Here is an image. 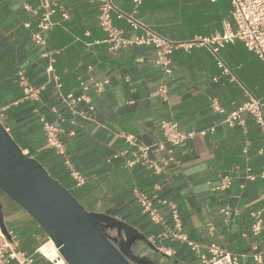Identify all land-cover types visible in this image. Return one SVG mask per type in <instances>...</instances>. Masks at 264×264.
Wrapping results in <instances>:
<instances>
[{"label":"crops","instance_id":"crops-1","mask_svg":"<svg viewBox=\"0 0 264 264\" xmlns=\"http://www.w3.org/2000/svg\"><path fill=\"white\" fill-rule=\"evenodd\" d=\"M44 0H0V109L2 122L31 157L39 159L51 175L68 179L80 192L93 212L105 213L132 226L147 243L163 255L166 264H202L185 244L158 239L160 227L142 214L133 197L135 188L158 200L175 204L183 232L198 243L203 252L216 243L232 254L249 255L257 247L263 253L264 229L258 237L251 232V213L264 209V180L246 179L264 172L262 136L253 120L245 115L246 126L222 124L223 116L210 109L213 98L227 111L243 104L248 93L264 102V62L248 51L240 41L226 45L220 57L232 76L223 75L212 53L198 47L172 54L173 73L166 76L155 64V49L135 46L110 51L106 34L97 24V0H54L68 13L63 20L53 16L55 25L46 34L47 50L54 52L55 72L64 94L78 93L80 80L108 81L101 93L90 92L94 107H80L79 125L62 124L61 139L67 157L87 178L81 188H74L64 168V158L46 150V138L38 117L43 115L57 124L51 109L65 117L69 113L58 99L54 84L47 86L36 106L21 102L17 72L25 69L32 84L47 82L48 59L31 42L38 15L33 12ZM52 1V0H50ZM115 0L121 11L133 14L163 37L188 42L196 37H212L227 26L235 29L228 0ZM28 7L29 9H26ZM115 24L132 38L126 21ZM168 92L163 98L162 85ZM34 107L38 112H34ZM161 121H174L184 131H199L216 126L213 135H197L186 146L176 149L177 163L155 175L143 166L128 168L123 159L112 160L116 152L136 151V146L154 147L162 141ZM74 130L75 135H70ZM134 138V144L124 137ZM159 156L156 148L150 158ZM230 175L233 185L225 191L215 188ZM229 208V214L224 210ZM166 217L169 211L164 210ZM26 225L15 231L19 250L33 256L34 264H51L37 249L45 244L41 231L26 217ZM213 227L211 233L209 228ZM143 249V248H142ZM144 250V249H143ZM146 251H150L146 249ZM241 264H258L249 256Z\"/></svg>","mask_w":264,"mask_h":264},{"label":"built area","instance_id":"built-area-1","mask_svg":"<svg viewBox=\"0 0 264 264\" xmlns=\"http://www.w3.org/2000/svg\"><path fill=\"white\" fill-rule=\"evenodd\" d=\"M98 1V17L97 24L99 28L106 34L105 43L109 50L116 52L122 49L135 46H149L155 49V64L161 68L166 76L173 73L172 54L177 50L190 51L194 48L204 47L208 49L217 61V65L223 75L232 76L230 69L226 66L220 57V50L226 45L240 41L246 49L264 62V0H228L231 6V15L235 25V29L227 26L226 30L212 37H196L188 42H176L160 35L157 31L146 25L135 17V13L128 14L115 4V0H97ZM140 5V0H135ZM29 9L28 7H25ZM33 12L38 15L35 30L31 35V42L35 47L41 50V56L48 59L46 67L47 82L37 86L31 83L25 69H19L17 72V84L21 88L22 98L15 105L21 102L32 103L38 105L42 101V95L47 86L54 84V89L58 93V99L63 104L70 117H65L56 108H52V113L57 117V124L50 122L45 116L38 117L39 123L42 125L45 133L46 144L45 149L53 151L56 156L64 158V168L68 176L73 182L74 188L83 187L86 182V176L78 170L71 160L67 157L66 146L61 137L65 133L62 124H69L72 128H76L79 122L76 116H83L80 111L82 105H86L90 111L94 110L90 92L101 93L104 91L108 81H95L93 79L80 80L77 84L78 93L70 92L64 94L62 92V82L59 75L55 72L54 64L56 62L54 52L47 50L46 34L55 25L53 16L60 14L63 20H68L69 15L66 10L57 2L44 0L41 6L34 9ZM115 19L124 20L128 26L139 31L140 34L128 38L125 31L115 24ZM159 92L163 98L167 96V86L164 84L160 87ZM247 100L231 109L225 110L218 99L213 98L210 102V109L223 116L222 124L229 127H245V115H248L257 125L262 136L261 153L264 154V102L262 99L248 93ZM34 112H38V108L34 107ZM3 110L0 109V121H2ZM163 139L154 147L136 146V151L131 153L129 150L116 152L112 155V160L123 159L128 168L143 166L152 171L155 175L162 173L164 169L172 164L177 163L176 149L186 146L193 140L195 136L213 135L216 132V126L202 129L199 131H184L178 123L174 121H161L159 123ZM70 135H75L72 130ZM126 142L134 144L133 137H124ZM153 148L158 151V158H150ZM23 149L25 155L31 157L28 149ZM260 178L264 180V172L259 175L252 174V169H246V179L255 180ZM233 177L224 176L215 190L225 191L232 187ZM133 197L139 206L142 214L146 215L149 220L156 226L160 227L158 239L162 241L179 242L187 245L199 258L202 264H241L244 257L249 256L256 263L263 264V253L255 247L249 255L232 254L216 243H212L207 247V251L203 252L198 243L192 241L184 232L182 220L177 206L167 200H158L151 197L147 193L138 188L133 190ZM169 211L168 217L165 216L164 210ZM225 215L229 214V208L225 209ZM253 220L251 232L254 237H258L264 229V209L253 211L251 213ZM209 231L214 232V228L210 227ZM8 238L0 227V264H34V257L21 252L19 250V241L15 232H9ZM49 250V254L44 251ZM55 249V252L53 249ZM42 258L51 264H66L60 256L54 244L48 240L41 245L37 251Z\"/></svg>","mask_w":264,"mask_h":264},{"label":"water","instance_id":"water-1","mask_svg":"<svg viewBox=\"0 0 264 264\" xmlns=\"http://www.w3.org/2000/svg\"><path fill=\"white\" fill-rule=\"evenodd\" d=\"M0 192L4 197L0 227L5 235L10 238L9 232L26 225L27 217L66 264H166L138 230L105 213L87 211L37 159L24 154L2 121ZM136 245H144L145 250H139L148 252L144 258L133 253Z\"/></svg>","mask_w":264,"mask_h":264},{"label":"trees","instance_id":"trees-1","mask_svg":"<svg viewBox=\"0 0 264 264\" xmlns=\"http://www.w3.org/2000/svg\"><path fill=\"white\" fill-rule=\"evenodd\" d=\"M16 142L18 143V141L16 140ZM19 144V143H18ZM21 147V145H20ZM46 169L47 167L45 166V164H43L39 159H37ZM55 179H57L65 188H67L74 196L75 198L80 202V204L89 212H93L90 207L88 206L87 202L85 201V199H83V197H81L80 192L77 191L76 189L72 188L71 183L68 181V179H63V178H59L55 175H52Z\"/></svg>","mask_w":264,"mask_h":264},{"label":"flooded vegetation","instance_id":"flooded-vegetation-1","mask_svg":"<svg viewBox=\"0 0 264 264\" xmlns=\"http://www.w3.org/2000/svg\"><path fill=\"white\" fill-rule=\"evenodd\" d=\"M4 199V197H3V195H2V193L0 192V200H3ZM5 201V200H4ZM2 202V201H1ZM8 210L11 208V206L9 207V205H7V207H6ZM3 209H4V205H3ZM121 246L122 248H123V250L125 251V252H127L128 250H127V247L123 244V242L122 241H119L118 242V246ZM141 248H143L144 250H145V247H144V245H136L135 246V251L133 252L136 256H138V257H143L144 258V253H148V252H141V251H139ZM149 257V256H148Z\"/></svg>","mask_w":264,"mask_h":264},{"label":"bare ground","instance_id":"bare-ground-1","mask_svg":"<svg viewBox=\"0 0 264 264\" xmlns=\"http://www.w3.org/2000/svg\"><path fill=\"white\" fill-rule=\"evenodd\" d=\"M52 249H53V248H52ZM44 251H45L47 254H49V253H48V252H49L48 249L44 248ZM53 251L55 252V249H53Z\"/></svg>","mask_w":264,"mask_h":264}]
</instances>
